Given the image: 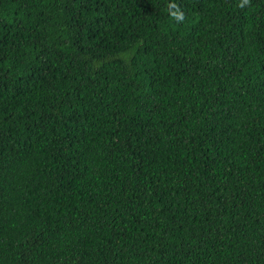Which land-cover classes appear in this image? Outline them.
Listing matches in <instances>:
<instances>
[{
    "label": "trees",
    "instance_id": "trees-1",
    "mask_svg": "<svg viewBox=\"0 0 264 264\" xmlns=\"http://www.w3.org/2000/svg\"><path fill=\"white\" fill-rule=\"evenodd\" d=\"M0 264H264V0H0Z\"/></svg>",
    "mask_w": 264,
    "mask_h": 264
},
{
    "label": "clouds",
    "instance_id": "clouds-1",
    "mask_svg": "<svg viewBox=\"0 0 264 264\" xmlns=\"http://www.w3.org/2000/svg\"><path fill=\"white\" fill-rule=\"evenodd\" d=\"M249 2V0H244V3L246 4V3H248Z\"/></svg>",
    "mask_w": 264,
    "mask_h": 264
}]
</instances>
